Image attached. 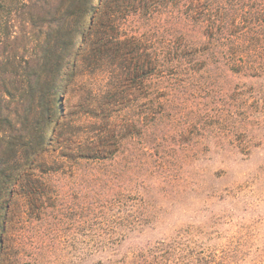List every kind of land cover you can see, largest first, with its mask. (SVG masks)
Returning <instances> with one entry per match:
<instances>
[{
	"label": "trees",
	"instance_id": "trees-1",
	"mask_svg": "<svg viewBox=\"0 0 264 264\" xmlns=\"http://www.w3.org/2000/svg\"><path fill=\"white\" fill-rule=\"evenodd\" d=\"M241 78L264 80V0H0V264H264L251 182L187 143L249 131Z\"/></svg>",
	"mask_w": 264,
	"mask_h": 264
},
{
	"label": "rangeland",
	"instance_id": "rangeland-1",
	"mask_svg": "<svg viewBox=\"0 0 264 264\" xmlns=\"http://www.w3.org/2000/svg\"><path fill=\"white\" fill-rule=\"evenodd\" d=\"M94 4H97V0H94ZM239 80L242 84H244L241 87L243 88L242 93L245 92L249 94V100H252L253 96L260 98L259 101L261 100V107L263 109L264 80L251 78H241ZM87 96L88 93L86 90V84H78L70 102H66L69 113L79 115L84 112ZM249 112L251 113L247 121L249 123V131L247 133H237L233 129L234 123H238L239 121L243 120L242 115H239L238 118L233 119L234 121L232 119H228L226 121L227 123H225L224 120L219 122L217 120L216 122L212 120V122H210L211 125L216 127H221L220 124H222V128H224L223 131L230 132L229 134L233 136L232 139H227L226 141L218 139L217 141L216 139L212 138L206 144L201 145L203 132L193 129L192 133L190 134L189 141L187 142L195 148H207L211 151L212 159L210 161V168L212 167L216 177L221 175L224 170H228L229 177L227 180L225 182L218 180L221 188H224L228 184H231L241 178L251 182V186L248 187V189L245 191V194H243V204H240V206L237 208V214H246L248 219L254 218L256 216H264V111L253 109ZM187 130L190 131L191 127H187ZM212 133L213 130H211L209 134ZM188 137L189 135L187 138ZM240 152H245L247 154H241ZM201 164L202 162L196 160L195 165L197 173H195V176L192 179L195 183L199 182L198 175ZM179 165L180 164L177 163V166ZM183 170V168L182 171L176 168V172L170 173L168 176L173 175L181 178ZM191 197L194 198L195 193H192ZM193 209H191L190 215L195 216L198 212H192ZM204 214L205 212L200 215ZM171 216H174L173 220L180 218V220H178V223L180 224L186 223L187 217L176 213ZM173 223L174 222H169L168 226L164 225L159 227L158 232H156V235L154 236L160 237L163 232L170 234L172 232V228L174 227ZM180 224L178 226H180ZM82 229H84V227H82Z\"/></svg>",
	"mask_w": 264,
	"mask_h": 264
}]
</instances>
